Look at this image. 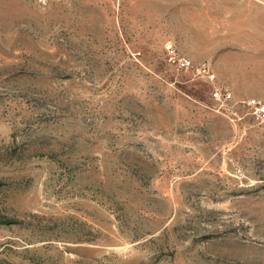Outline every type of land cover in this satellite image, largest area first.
Returning a JSON list of instances; mask_svg holds the SVG:
<instances>
[{"label": "rangeland", "instance_id": "rangeland-1", "mask_svg": "<svg viewBox=\"0 0 264 264\" xmlns=\"http://www.w3.org/2000/svg\"><path fill=\"white\" fill-rule=\"evenodd\" d=\"M238 3L0 0V264H264V9Z\"/></svg>", "mask_w": 264, "mask_h": 264}, {"label": "built area", "instance_id": "built-area-1", "mask_svg": "<svg viewBox=\"0 0 264 264\" xmlns=\"http://www.w3.org/2000/svg\"><path fill=\"white\" fill-rule=\"evenodd\" d=\"M169 61L175 63L180 68L193 69L198 73L204 74L209 79L214 80L216 78V73H214L207 63H201L197 65L193 60L179 53L177 49H172L169 54ZM214 97L219 100H227L231 98L232 92H223L219 87H216L214 92ZM244 107H246L251 114L252 118L259 123L264 122V100L258 97H252L242 101Z\"/></svg>", "mask_w": 264, "mask_h": 264}, {"label": "crops", "instance_id": "crops-1", "mask_svg": "<svg viewBox=\"0 0 264 264\" xmlns=\"http://www.w3.org/2000/svg\"><path fill=\"white\" fill-rule=\"evenodd\" d=\"M241 3L238 6H244L247 11L264 9V0H240Z\"/></svg>", "mask_w": 264, "mask_h": 264}]
</instances>
